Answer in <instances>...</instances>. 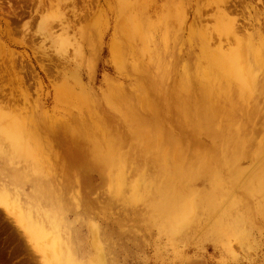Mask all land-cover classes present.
I'll list each match as a JSON object with an SVG mask.
<instances>
[{
    "label": "rangeland",
    "instance_id": "obj_1",
    "mask_svg": "<svg viewBox=\"0 0 264 264\" xmlns=\"http://www.w3.org/2000/svg\"><path fill=\"white\" fill-rule=\"evenodd\" d=\"M228 1L247 88L211 0H0V264H264V0Z\"/></svg>",
    "mask_w": 264,
    "mask_h": 264
},
{
    "label": "bare ground",
    "instance_id": "obj_2",
    "mask_svg": "<svg viewBox=\"0 0 264 264\" xmlns=\"http://www.w3.org/2000/svg\"><path fill=\"white\" fill-rule=\"evenodd\" d=\"M211 1H212V3L215 6V14L217 16L216 17V26L214 28L215 35L218 34V35L223 36V37H227L228 36V39H229V37H231V40L233 39L232 41H235L236 46L239 45V47H238L239 49L236 48V50H234V52H230L229 51V52L223 53V52L218 51L219 54L217 53V55H215L213 60H214V62L217 61V63L215 62L216 63L215 65L218 66V69L220 71L219 75H220L222 80H229V79L233 78V79H235L237 81V83L239 82V83H241V85L243 87L247 88L248 86H250V84H249L250 78H249V81H247V79L243 78V76L245 74V71H244V68H245L244 65L245 64L243 65V67L240 66L241 70L243 68V72H244V73L243 72L241 73V74H243L242 76L240 75V72H238V71H241L240 68L238 69V66H237V68L233 67V63H235L236 60H237V64L238 65H239L238 61H240V63H243V61L245 60V53H246L245 52V48L247 49V47H248V43L245 42V40L244 41L242 39L240 40L238 38V36H240V35L237 36V33H239V31H238V27L239 26L237 24L238 18L236 16L233 17L232 10H229V7H228L229 6V1H228V3L226 2L227 0L226 1L225 0H211ZM207 6H209V5L207 4ZM179 7L180 6H178V8ZM196 13L198 15L199 11H196ZM180 14H182V11L181 10L180 11L177 10L176 11V15H177V17H179V19H178L179 21H180V17H181ZM130 21H131L132 27H133V24L136 25V23H133L131 19H130ZM134 31H135V29L132 31V29L130 28L127 34L128 35L129 34L131 35V33L134 34ZM0 45H1V43H0ZM115 48L116 47L112 46V48H111L112 52H115ZM260 53H261V51L256 52V53L254 52L252 57L254 59H257V57H259ZM201 55H202V58L207 62L206 57H207V55H209L208 52L206 50H204V51L201 52ZM262 55H264V52L262 53ZM113 57H114V59H117L116 53L113 55ZM211 61H212V59H211ZM211 61H210V63H211ZM214 62H212V63H214ZM245 63H246V61H245ZM248 72H249V69H248ZM205 73L206 72L203 73V76H206V75H204ZM249 73H251V72H249ZM251 75H250V77H251ZM247 78H248V76H247ZM210 81H212V80H210ZM222 89H223V87L221 85H219V87L215 88V91L217 90V92H220ZM206 91H207L206 92L207 95L209 97H211V93L214 90L213 89L211 90L210 87L206 86ZM69 95L70 94H69V92L67 91L66 88L63 87L62 89L61 88L58 89V97L60 99H65V98L69 97ZM16 117H18V116H16ZM0 121H1V119H0ZM14 122L17 124V128L21 127V125L19 123V122H21V119L14 118ZM77 127L81 128L82 125L79 124V125H77ZM24 139H25L24 132L21 129L20 130L18 129V135L17 136L15 135V141L17 142V144H19L21 146V142ZM73 143H74L75 146H78V149H79L78 151L82 155H85L84 154V150H83V146L81 144L82 140L81 139L74 140ZM21 147L28 148V146H21ZM28 149H30V148H28ZM93 245H94L95 250L97 251L99 249L98 244L96 242H94ZM97 256L100 258V255H98V253H97Z\"/></svg>",
    "mask_w": 264,
    "mask_h": 264
}]
</instances>
